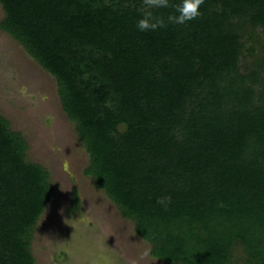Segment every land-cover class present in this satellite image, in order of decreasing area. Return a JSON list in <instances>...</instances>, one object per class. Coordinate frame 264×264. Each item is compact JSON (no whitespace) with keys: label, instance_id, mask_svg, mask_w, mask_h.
Returning <instances> with one entry per match:
<instances>
[{"label":"trees","instance_id":"trees-1","mask_svg":"<svg viewBox=\"0 0 264 264\" xmlns=\"http://www.w3.org/2000/svg\"><path fill=\"white\" fill-rule=\"evenodd\" d=\"M82 1L0 0V29L56 79L85 175L165 264H230L236 247L264 264V88L238 68L243 41L264 51V0H119L128 7L86 13ZM78 41L108 48L91 64L104 93H119L116 110L79 86L92 71L71 63ZM27 150L0 114V264H35V227L56 196Z\"/></svg>","mask_w":264,"mask_h":264},{"label":"rangeland","instance_id":"rangeland-1","mask_svg":"<svg viewBox=\"0 0 264 264\" xmlns=\"http://www.w3.org/2000/svg\"><path fill=\"white\" fill-rule=\"evenodd\" d=\"M105 6L116 10L128 4L83 0L80 10L86 13ZM3 18L0 4V22ZM243 42L244 57L238 68L241 73L254 72V89L259 92L264 88V51L254 39ZM108 54V48L97 49L81 41L69 49L78 71L90 66L92 73L83 75L79 86L93 92L102 112L120 106L119 93L115 88L104 93L108 80L104 82L91 64ZM57 90L56 79L0 29V114L28 144L26 160L49 172V185L56 193L35 227L31 244L35 264H165L151 256V245L136 234L134 222L85 175L90 156L63 110ZM192 109L200 110L189 104L188 111ZM246 259L243 248L236 247L230 264H246Z\"/></svg>","mask_w":264,"mask_h":264}]
</instances>
